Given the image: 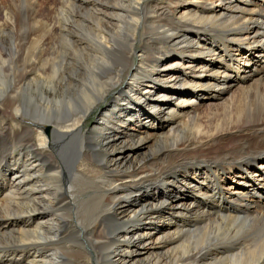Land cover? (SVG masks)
<instances>
[{"label":"bare ground","instance_id":"bare-ground-1","mask_svg":"<svg viewBox=\"0 0 264 264\" xmlns=\"http://www.w3.org/2000/svg\"><path fill=\"white\" fill-rule=\"evenodd\" d=\"M17 1L0 0V264H264L263 166V181L252 173L264 159V0H57L45 16L37 0ZM16 18L38 32L10 35L4 24L17 32ZM44 42L46 66L17 84L4 62ZM64 47L80 57L67 53L54 76ZM200 48L215 52L201 59ZM29 85L43 101L26 100ZM243 166L247 182L222 193ZM179 214L197 225H176Z\"/></svg>","mask_w":264,"mask_h":264},{"label":"rangeland","instance_id":"rangeland-1","mask_svg":"<svg viewBox=\"0 0 264 264\" xmlns=\"http://www.w3.org/2000/svg\"><path fill=\"white\" fill-rule=\"evenodd\" d=\"M57 0H37V8L39 9V10H44V11H46V12H43V16H45V15H50L51 13H53V12H55V6H58V3L56 2ZM196 1H198V2H200L201 3V1H199V0H196ZM4 2H6V0H4ZM17 5H19V8H26V6H25V4H26V2L25 1H23V0H18L17 1V3H16ZM16 4H14V5H16ZM21 4V5H20ZM14 5H12L11 7H13ZM49 7V8H48ZM15 9V8H14ZM183 8L181 7V8H177L176 10H175V15L176 16H178L177 15V11H180V10H182ZM13 11H15V13H16V10H13ZM18 11V10H17ZM53 11V12H52ZM48 13V14H47ZM32 22V20L30 21V18H28L26 21H22L20 18H16V23H15V27H16V30H17V32H10L9 31V28L4 24V28H6V29H4L6 32H9L10 33V35H14V34H17L19 37H29V36H31V37H33L34 36V34H36L38 31H35V28H33V29H31V30H26V31H22L23 30V28L22 27H20L19 26V24L20 23H22L23 25H25V26H27L26 24L27 23H31ZM18 25V26H17ZM41 27L42 26H40V33L39 34H41L42 33V29H41ZM79 30H82V29H79ZM84 30V29H83ZM22 31V32H21ZM21 33V34H20ZM26 34V35H25ZM80 34L82 35V36H85V35H83L84 33L81 31L80 32ZM204 35H207V36H211V37H213V35L212 34H210V33H203ZM42 36V35H41ZM40 36V37H41ZM44 36H46V35H44ZM44 36H42V38L44 37ZM39 37V38H40ZM18 39H21V38H18ZM48 39H50L51 40V38H49L48 36L46 37V38H44L43 40L44 41H46V40H48ZM9 42H11L9 39H7V40H5L4 39V45H6V44H8ZM45 43V46H42V45H36V44H32V45H28V44H20V46H19V49H18V51L19 52H16L15 54L12 52V54H11V60H8V61H6V62H4V68L5 69H7V70H13L14 71V73H15V75H17L16 76V83L17 84H20V83H22L23 81H26L27 79H24V77L25 78H29V77H32L33 75H35L36 74V71L37 70H39L38 69V67H40V65H45L44 64V62L46 63L47 62V60L50 58V54H49V50L48 49H50L49 48V46L47 45V43L46 42H44ZM237 43L238 42H232V43H230L231 45H233V46H235V47H237V49H238V51H240L239 52V54H244V53H246L247 54V49L246 48H239V46L237 45ZM23 45V46H22ZM2 45H1V43H0V47H1ZM61 50V51H60ZM220 49H217L216 51L218 52ZM38 51H40V52H38ZM37 52H38V55H37ZM214 52L215 51H210V52H205V50H203L202 48H200V51H199V54H198V56L197 57H199V58H201V59H210L211 57H212V54H214ZM67 53H71L72 55H73V57H74V59L76 60V59H78L79 57H80V52H72V51H70V49L68 48V47H64V48H59V52H58V56L54 59V76L55 75H60V73H61V71H62V69H63V67H64V63L62 62L63 61V59H64V57L66 56V54ZM42 54V55H41ZM4 55H6L5 53H4ZM221 55H225V53H221ZM237 56V55H236ZM236 58V57H235ZM8 62V63H7ZM257 62H259V61H257ZM262 62H264V61H262ZM55 63L57 64L58 63V65H55ZM67 64V63H66ZM38 65V66H37ZM30 66V67H29ZM46 66V65H45ZM60 66V67H59ZM29 67V68H28ZM35 68V69H34ZM218 68H219V64H218ZM15 69V70H14ZM32 69V70H31ZM74 69V68H73ZM57 70V71H56ZM27 72V73H26ZM24 73H26L25 75L26 76H24ZM129 73V72H128ZM29 75V76H28ZM49 75V72H47L46 73V76H48ZM232 77H233V72H232ZM9 80V81H8ZM22 80V81H21ZM130 80V79H129ZM4 82H7L8 84H9V82H10V79H8L7 78V80H4ZM11 84V83H10ZM30 86V89L27 91V95H26V100L28 101V100H30V98H29V96L30 97H36V99H37V104L39 103V101L41 100V101H43L42 99H40V96L39 97H37L38 96V94H39V91H36L37 90V88H35V87H32L31 85H29ZM119 86V85H118ZM124 88V86L122 87V88H118L117 87V89L116 90H112L110 93H108L106 96H104L103 98H104V100L103 101H99L95 106H94V108H93V110L90 112V113H88V115H87V118H86V120H85V123H84V126H83V133H88L92 128H94L95 127V125L97 124V122H98V118L100 117V115L105 111V110H107L109 107H111L114 103H113V100H114V98L117 96V94L122 90ZM183 91H187V90H185V89H183ZM116 92V93H115ZM201 92H203V91H201ZM115 93V94H114ZM206 96H210V94H208L207 92H203ZM114 94V95H113ZM33 95V96H32ZM39 98V99H38ZM208 100V97H205L204 99L202 98V99H200V101H201V103H204L203 105H199V107H201V109H203V108H205L206 107V105H209L208 104V102H206ZM33 101V100H32ZM34 102V101H33ZM206 102V103H205ZM31 103V102H30ZM31 104H33V103H31ZM30 105V104H29ZM40 105H42V106H45L43 103L42 104H40ZM108 107V108H107ZM30 108L31 109H33L31 106H30ZM213 117V115H211V114H207V115H205L204 117H202L203 118V120H209V119H211ZM93 126V127H92ZM47 130H48V128H47ZM139 130V129H138ZM128 131H133L132 129H131V126L128 128ZM6 140H10L9 138H5ZM5 140V142H7ZM150 144H152V140L149 142V143H147L146 145H144V146H141V145H137L136 146V148L137 149H140L141 151H144V150H146L147 149V146L148 145H150ZM0 151L1 152H4V142H0ZM235 153H233L235 156L237 155V154H239L240 153V148H238L236 151H234ZM237 152V153H236ZM239 152V153H238ZM256 162L257 163H260V166L259 167H257V169H255V168H253V170H252V173L254 172H256L254 175H253V178L255 179V180H261V181H263V175L260 173V170H259V168L261 167V166H263V168H264V159H257L256 160ZM10 163H13V161H10ZM256 164V163H255ZM21 165V164H20ZM206 165V164H205ZM210 165H212V164H210ZM186 166H188V167H190L191 166V164H186ZM4 167V166H3ZM11 167V166H10ZM12 168V167H11ZM182 168V166L179 168V169H181ZM178 169V168H177ZM178 169V170H179ZM251 167H248V166H243V167H241V169H238L236 172H235V175H237L236 177H234V178H232V176H233V174H228V176H229V178H228V180L227 181H224L223 183H221V191H222V193H227V192H230V191H235L236 189H241V185H243V184H245L247 181L243 178L244 177V175L246 174V173H249L250 171H251ZM17 170H22V169H20V168H18ZM5 174H4V173ZM3 174L6 176V178H10V176L6 173L7 171H4L3 170ZM238 176H240L241 177V180H239L238 179ZM2 180H3V182H4V176H3V178H2ZM71 184L73 185V187L70 185V184H67L66 186H64V187H66V189L67 190H70L71 188H69L70 186L72 187V188H74L75 189V192H74V195L76 196V204H77V206H80L83 202H86V203H88V198L86 197V195H85V193L80 189V187H79V185H80V179H78V180H72V182H71ZM225 184V185H224ZM230 184H232L233 186L231 187V188H229V190L230 191H226L225 189H224V187L225 186H227V185H230ZM260 186V185H259ZM156 187H160V186H156ZM155 187V188H156ZM259 188V187H258ZM3 190H4V187L2 188ZM175 189V192L177 191V190H179L178 188H174ZM159 191V190H158ZM191 191V190H190ZM179 195H180V191H179ZM183 195H187L188 197H187V199L190 197H192V193L191 192H188L187 194L185 193V194H182V196ZM199 205V202L196 200V202L194 203V205L192 204V206H194L195 208H197V206ZM208 205V204H207ZM205 207H206V205H205ZM168 212V211H167ZM66 213V210H63L62 211V214H65ZM176 217V218H175ZM175 221H176V225H178L179 224V226H182V227H193V225L195 226V225H197V220H196V217H192L191 215H189V216H187L186 217V219H185V221L186 222H181V219L182 218H185V216H183V215H175ZM192 217V218H191ZM188 218V219H187ZM177 219V220H176ZM179 221V222H178ZM190 222V223H189ZM185 225H184V224ZM188 223V224H187ZM187 224V225H186ZM184 225V226H183ZM244 226H246V223H244ZM241 230V231H240ZM242 230H244V231H242ZM236 231L239 233V234H242V232L244 233V234H246L247 233V229H246V227L245 228H241V227H238L237 229H236ZM246 231V232H245ZM224 232H226V231H224ZM226 234H223V236H224V239L225 238H227V237H229L228 235L227 236H225ZM149 245H151V246H149ZM148 245V248L150 249V250H152V251H160V249H159V247H158V243H151V244H149ZM239 247H241V246H239ZM4 255H6L5 253H3ZM144 255V253L141 255V256H143ZM135 256H137V255H135ZM17 260L18 259H13V262L14 263H16L17 262Z\"/></svg>","mask_w":264,"mask_h":264}]
</instances>
